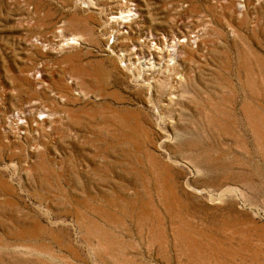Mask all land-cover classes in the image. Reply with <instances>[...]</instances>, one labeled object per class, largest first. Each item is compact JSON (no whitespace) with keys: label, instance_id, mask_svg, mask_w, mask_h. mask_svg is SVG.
Here are the masks:
<instances>
[{"label":"rangeland","instance_id":"374dc122","mask_svg":"<svg viewBox=\"0 0 264 264\" xmlns=\"http://www.w3.org/2000/svg\"><path fill=\"white\" fill-rule=\"evenodd\" d=\"M0 264H264V0H0Z\"/></svg>","mask_w":264,"mask_h":264},{"label":"bare ground","instance_id":"6f19581e","mask_svg":"<svg viewBox=\"0 0 264 264\" xmlns=\"http://www.w3.org/2000/svg\"><path fill=\"white\" fill-rule=\"evenodd\" d=\"M128 12L129 11H127V13H126L127 16H129V13ZM182 42H183V40L182 41H179L178 39L177 40L174 39L171 42L169 41V44L166 43V40L165 41L164 40L161 41V44H160V41H157L154 44H150L149 56H152L153 55V58L144 64L145 65V68L154 69V68H156L155 66L163 65V63H164V60L163 59L164 58H168L169 59L171 57V54L172 53L170 51H173V53L175 54L177 52V50L179 48H181ZM68 44H72V43L69 42ZM172 64L173 63H170L169 65H172ZM18 123L21 124L20 122H18Z\"/></svg>","mask_w":264,"mask_h":264}]
</instances>
